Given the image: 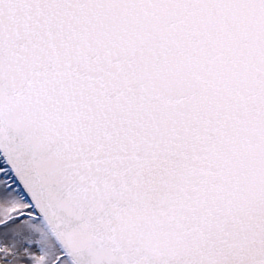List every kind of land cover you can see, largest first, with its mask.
Wrapping results in <instances>:
<instances>
[{"label":"snow or ice","instance_id":"obj_1","mask_svg":"<svg viewBox=\"0 0 264 264\" xmlns=\"http://www.w3.org/2000/svg\"><path fill=\"white\" fill-rule=\"evenodd\" d=\"M0 264H264V0H0Z\"/></svg>","mask_w":264,"mask_h":264}]
</instances>
